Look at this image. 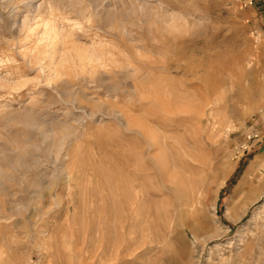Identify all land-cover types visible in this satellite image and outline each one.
<instances>
[{
  "label": "rangeland",
  "instance_id": "rangeland-1",
  "mask_svg": "<svg viewBox=\"0 0 264 264\" xmlns=\"http://www.w3.org/2000/svg\"><path fill=\"white\" fill-rule=\"evenodd\" d=\"M156 1L0 0V264H264V0Z\"/></svg>",
  "mask_w": 264,
  "mask_h": 264
},
{
  "label": "bare ground",
  "instance_id": "bare-ground-1",
  "mask_svg": "<svg viewBox=\"0 0 264 264\" xmlns=\"http://www.w3.org/2000/svg\"><path fill=\"white\" fill-rule=\"evenodd\" d=\"M149 1V0H148ZM156 1V0H155ZM158 1V7H157V5L155 6V7H157V8H151V9H148V6H145V5H143V4H138L137 3V5H133L132 7H135V8H137V10L138 11H147V10H150L149 12H151V10H155L157 13L159 12V11H161L162 13L161 14H164L162 17L160 16V20H158V21H160L162 24H167V27H172L173 25H174V22H175V20L177 19H174V16L173 15H171V14H169V15H171V16H169L167 13H166V10H168V8H170V6H171V10L172 9H177L178 8V6L176 7L175 5H173L172 4V0H157ZM156 1V2H157ZM62 2H64V1H62ZM161 2V3H160ZM44 6V5H43ZM62 6V5H61ZM126 7V6H125ZM146 7H147V10H146ZM151 7V6H150ZM152 7H154V6H152ZM49 8V7H48ZM53 8V7H52ZM58 8V7H57ZM87 9V8H86ZM169 9V10H170ZM51 10V9H50ZM127 10V9H126ZM135 10V9H134ZM144 11V12H145ZM143 13V12H142ZM156 13V14H157ZM160 13V12H159ZM175 13V12H174ZM172 14H173V12H172ZM178 15H180L179 13H177ZM159 15V14H158ZM176 16V15H175ZM156 18H157V15H156ZM156 18H155V20H156ZM158 18H159V16H158ZM157 18V19H158ZM181 19V18H180ZM43 20V19H42ZM47 20V19H46ZM107 20V19H106ZM112 20V19H111ZM178 20V19H177ZM44 22V21H43ZM47 22H49V21H47ZM46 22V24H45V28H44V32H43V34H44V36L46 35V37L45 38H47V37H51V40H56V38L57 37H59L58 36V31L59 30H57V27L56 26H52V27H50V26H48V27H50V29L48 28V27H46V25H48V23ZM178 24V23H177ZM42 25V24H41ZM62 34V33H61ZM64 38H66V37H64ZM49 39V38H48ZM47 39V40H48ZM63 39V38H62ZM51 40H49V41H51ZM57 40H58V38H57ZM61 40V39H60ZM60 44V43H59ZM36 51H37V49H36ZM40 51V52H39ZM42 51H45V50H42ZM41 50H38V52L36 53L37 55H43V53H41L42 52ZM84 52V51H83ZM94 52V51H93ZM45 53V52H44ZM35 55V54H34ZM53 55V54H52ZM100 55V54H99ZM93 56H95V55H93ZM100 57H101V55H100ZM38 58V57H37ZM90 58H92V57H89V59ZM96 58H98V57H96ZM37 59L35 58V61H36ZM53 60V59H52ZM91 60V59H90ZM38 61V60H37ZM50 62H52L51 61V59H50ZM106 64V63H105ZM126 68V67H125ZM127 71V70H126ZM111 72V71H110ZM88 73V72H87ZM114 74V73H113ZM129 74V73H128ZM60 76V75H59ZM66 76V75H65ZM92 76V75H91ZM57 78V77H56ZM50 79V78H49ZM48 79V80H49ZM65 81V80H64ZM63 82V81H62ZM66 83V82H65ZM112 85V84H111ZM108 89V88H107ZM117 91V90H116ZM71 94V93H70ZM66 95V94H65ZM113 112V111H112ZM22 116V115H21ZM28 124H29V122H28ZM33 124V123H32ZM31 124V125H32ZM40 134H41V132H40ZM50 134V133H49ZM40 138V137H39ZM44 140V139H43ZM62 142V141H61ZM34 151V150H33Z\"/></svg>",
  "mask_w": 264,
  "mask_h": 264
}]
</instances>
